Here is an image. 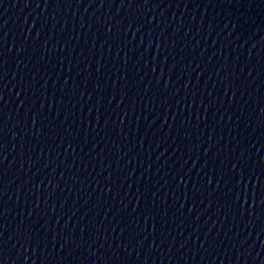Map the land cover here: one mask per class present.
I'll list each match as a JSON object with an SVG mask.
<instances>
[{"label":"water","instance_id":"95a60500","mask_svg":"<svg viewBox=\"0 0 264 264\" xmlns=\"http://www.w3.org/2000/svg\"><path fill=\"white\" fill-rule=\"evenodd\" d=\"M0 264H264V0H0Z\"/></svg>","mask_w":264,"mask_h":264}]
</instances>
